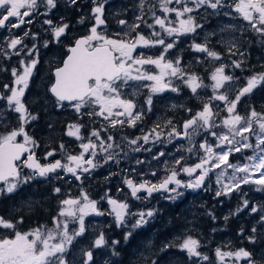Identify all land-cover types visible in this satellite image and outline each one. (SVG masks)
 <instances>
[{
	"label": "snow or ice",
	"instance_id": "6c2138e0",
	"mask_svg": "<svg viewBox=\"0 0 264 264\" xmlns=\"http://www.w3.org/2000/svg\"><path fill=\"white\" fill-rule=\"evenodd\" d=\"M91 3L92 24L88 29L89 34L76 38L74 44L67 48L66 58L60 61L62 66L55 67L54 81L48 92L55 98L56 107L63 108L67 103L75 110L78 119H82L84 115L90 117L93 122L96 118H101L107 122V127L102 125L99 129L92 128L85 138L81 135L84 124H69L66 134L81 141L79 154L67 152L61 143V159L41 163L35 153L39 143L26 131V126L38 117L30 111L24 101L25 93L40 63V49L35 42L39 34L32 33L29 29L22 36L9 37L0 44V55L9 60L13 55L20 59L18 67L10 69L13 80L11 85H3L4 91H0V100L6 102L8 111L19 115L18 127L0 133V196L15 193L21 186L37 177L47 179L54 174L57 179H63L59 176V170L80 181L84 174H90L101 166L100 161L96 159L98 155L103 157L104 163H119L117 157L120 152L127 155L125 148L116 143L112 135L105 138L101 136V132L108 133L109 128H116L117 125L136 127L138 122H142L146 111H151L154 95L166 90H179L173 85V78L187 85L194 95L198 94V89L208 87H211L213 95L203 102L201 110L192 113V109H186L192 115L182 122L179 130L177 125L168 119L163 125L157 123L142 136L126 141L127 149L132 152L151 151L144 145L163 143L165 137L169 143L174 139L188 141L186 147L182 145L177 148L181 155L172 158L171 163L167 160L164 162L165 174L157 178L156 182L143 179L146 175L157 177L155 170L150 173H137L133 169L132 172L140 179H124L131 197L147 200L153 193H161L166 194L164 198L175 200L184 195L180 189L204 188L210 174H215L217 197L229 196L234 191L242 192V185H255L257 191H264V112L251 108L246 109V115H241L237 111L243 97L251 95L254 89L264 85V72L251 75L244 85H239L240 78L234 74H226L225 70L229 66L243 70L244 60H233L230 65L221 63L215 67L210 77L213 83L208 85L195 73L187 72L181 66L180 57L168 58L169 51L177 47L181 37L191 36V50L205 54V58H210L212 62L222 60L221 53L210 47L208 41V36L214 33L205 36L203 43L195 42L197 30L203 28L196 15L201 9L205 12L211 9L212 15L224 16H231L234 11L247 22L248 28L262 38L261 43H264V0H156V3L148 5L153 19L151 24L144 19L147 0H140V14L135 16L133 23L129 24L128 21L120 19L118 23L123 27L121 31L113 34L107 32L105 5L108 0H91ZM58 4L59 0H0V28L7 31L19 29L21 25L33 23L31 17L34 14L48 16L57 9ZM67 4L79 6L78 0H67ZM157 7L162 15H156ZM41 8L45 11L41 12ZM22 9L24 11H21ZM173 13L174 19L170 17ZM25 17L29 19L26 20ZM63 20V17H60L59 22H54L50 17L44 20V24L48 26L46 31L52 35L53 40L43 41L42 47L48 48L53 42L62 43L61 38L66 36L70 27ZM85 20L82 15L78 22L83 24ZM141 23L150 29L147 35L143 31H137L141 28ZM244 30L234 24L225 25L221 29L233 33ZM29 36L34 41L31 48L24 43L25 38ZM155 48L160 49L158 55L146 54L145 50ZM7 49L13 51L9 53ZM227 51L229 56L237 53L241 57L244 56L236 39L227 42ZM0 71L8 69L0 68ZM126 88L132 90L130 94L124 91ZM142 88L148 89V93L144 103L138 105L136 97ZM213 101L223 102V108L219 104L214 108ZM221 112L226 115L221 116ZM4 119L3 112H0V124H4ZM165 128L168 129L167 132L163 131ZM205 133L207 135H204ZM18 137H22L19 142ZM197 137H202L199 143ZM209 137L214 139L210 140ZM117 149L120 151H116ZM246 150L250 151L251 155H246ZM56 153L57 149L47 151L43 159L48 161V158L55 157ZM183 153H187L188 157H197V161L189 164L188 157ZM237 153L241 154L240 159L230 161V157ZM164 156L165 153L160 151L153 159L159 161L160 157ZM136 163L143 164L144 161L137 160ZM24 168L31 171L24 174ZM217 169L220 171L217 172ZM181 174H186L190 179H180ZM53 191L59 194L61 188L55 187ZM141 192L146 195L141 197L138 195ZM101 200H107L112 206L107 213L98 207L99 201L91 199L84 191H81L77 198L69 196L60 201V210L57 216L53 217L51 227L40 225L27 232L18 230V225L23 223L22 216L15 222L11 217L6 219L0 216V229L12 230L11 237L0 236V264H76L74 260L69 259L70 248L74 241L86 232L85 217L105 214L113 216L116 226L127 230L123 237L127 242L136 229L148 224L149 219L156 215L153 209L131 211L128 202L118 201L107 193ZM249 204L248 199H242L241 206L234 214L248 208ZM250 211L259 213L260 221L264 222V204L253 205ZM251 232L256 233L257 229L253 227ZM247 239L253 243L256 241L254 235H249ZM120 243L119 240H113L109 245L104 232H98L90 247H112V254L119 255L115 246ZM170 246L173 245H166ZM178 247L186 250L189 258H199L200 261H208L211 264L209 256L198 251L201 247L198 239L189 235ZM83 256L85 259L81 264H94L92 250L84 251ZM215 256L220 264L241 259H244L246 264H258L252 258V253L244 248L224 251L217 247Z\"/></svg>",
	"mask_w": 264,
	"mask_h": 264
},
{
	"label": "flooded vegetation",
	"instance_id": "af4514ba",
	"mask_svg": "<svg viewBox=\"0 0 264 264\" xmlns=\"http://www.w3.org/2000/svg\"><path fill=\"white\" fill-rule=\"evenodd\" d=\"M139 3L140 0H108V3L105 5V18L107 20L108 34H113L115 32L121 31L123 26L118 23L120 19L128 21L129 24L133 23V21L135 20V16L140 14L138 8ZM153 3H156V0H147L144 9V19L147 20L149 24L153 23V19L151 13L148 11V5ZM78 5V7L68 6L67 0H59L57 9H54L51 13L48 14V16L34 14L31 17L33 23L21 25L19 29H11V31H7L3 28H0V44H3V42L11 36H22L23 33L29 29L32 33L39 34L37 41L35 42L40 49V63L38 64L34 77L30 82V87L25 93L24 101L26 102L30 111L38 117L36 120L32 121L29 125L26 126V131L33 139H35L39 143V147L35 149V153L41 163L51 162L54 159H61V153L59 150V145L61 143L64 144L65 150L67 152L73 155L79 154V152L81 151L79 147L81 141L77 140L76 137H70L66 134L69 124H84L85 127L81 129V135L85 138L92 128L99 129L102 125L107 127V122L103 121L101 118H96L95 122H93L92 119L87 115H84L82 119H78L75 110L67 103H65V106L63 108L56 107L55 98L50 92H48V88L54 81L53 74L55 67L57 65H60V61L62 59H65L67 48L74 44V40L76 38L89 34L88 29L92 24V21L90 19L92 8L91 0H78ZM21 11L24 10L22 9ZM40 11L44 12L45 10L41 8ZM203 11L204 9H201L199 13H196L197 19L199 23L203 25V28L197 30V34L195 35V42L203 43L205 36H207L209 33H213L210 32V30H213L214 34L208 36L210 47L221 53L222 56L221 61H215L216 65H220L221 63L225 62L231 64V61L233 60H245L248 57V52L245 49L243 50V57H241L239 53L229 56V53L227 51V38L225 39L224 44L220 43V40L223 39V36L227 33V31H221V29L224 28L225 25L237 24V22H239L240 20V17L233 14L232 21L224 19L220 23L216 24L215 20L217 15L211 14L213 10L208 9V11H210L208 15H206ZM82 15L86 18L85 23L83 24L78 22ZM156 15H162L158 7L156 8ZM49 17L52 18L54 22H59L60 17H63V22L68 23L70 27L66 36L61 38V44H56L53 42L49 45L48 48H44L41 46L43 41L53 40L52 35L48 31H46L48 26L44 24V20ZM170 17L174 19L175 14H170ZM25 19L27 20L29 19V17H25ZM245 27L248 28V26ZM157 30H159L158 26ZM98 31H100V29H98ZM137 31H143L144 34L147 35L150 29H147L143 25V23H141V28ZM240 33L241 31H237L235 33L229 31V35L231 34L237 36L240 35ZM192 39L193 38L191 36L181 37L177 47L169 51L168 57H180L181 66L184 67L187 72L195 73L197 76L203 79L204 84H209L210 60L209 58H205V54L191 50L190 45L192 43ZM24 43L27 44L29 48H31L34 41L29 36L28 38H25ZM216 47H218V49H216ZM26 50L27 49H25V51ZM7 51L11 53L13 50L7 49ZM137 51L139 52L140 49H138ZM145 52L149 55H158L160 49H149L145 50ZM19 59L20 57H17L15 55H13L10 60L6 59L3 55H0V68L8 69V71H0V91H4L3 85L5 83L11 85L13 78L11 76L10 69L12 67H18ZM231 69L234 68L231 67ZM173 85L177 86L179 90L176 92L166 90L163 93L154 95L152 98L153 103L151 106V111H146L142 122H138L136 127H121L117 125L116 128H109L108 133L101 132V136H104L105 138L107 135H112L115 138V142L125 148L127 155H125V152H120L119 156L117 157L119 163H116L114 161L104 163L103 157L101 155H98L96 159L100 161L101 166L92 170L90 174H84L80 181L75 179V177H73L71 174H66L63 170H59V176L63 177V179H57L54 174L50 175L47 179L37 177L30 183L21 186L15 193L6 196H0V216H3L6 219L11 217L14 222L22 216L23 223L18 225V230L21 232H27L29 230L31 231L32 229L40 225H47L48 227H51L53 217H56L57 213L60 210V201L68 198L69 196H72L75 193H79V185L88 186L87 188L89 189V191H87V194L91 199L95 200V198L98 196H104V194H106L108 191L109 196L117 199L118 201H121L119 199L120 194L117 191L115 192L114 186L120 184L126 185L124 183L125 177H132L136 180H139L140 177L135 176V174L132 172V169L136 170V168H157V177H148V175L143 177V179L151 178L154 180V182H156L157 178L161 177L159 170H162V172L164 173V162L167 160L169 163H171L172 158L181 155L182 153L178 152L177 148H180L182 145L186 147L188 141L174 139L171 143H169L165 137L163 143L157 142L155 144L149 143L144 145L145 148H150L151 151L142 150L140 152H132L128 150L126 147V141L142 136L144 133L153 128L157 123L163 125L168 119H171L173 123L177 125V128L179 130L182 122L190 118L192 113H194L193 110H195L196 107L195 106L193 109L191 100L194 94H192L190 88L180 80L173 78ZM124 91L130 94L132 90L126 88ZM147 93L148 89H141L140 94L136 97V102L138 105H142L144 103ZM197 93V95H194L195 105H197L198 100H200L199 105L200 107H202L203 102L207 101L206 93H208V88L198 89ZM250 96L251 95L245 96V99L249 98ZM189 108L193 109L192 113L186 111V109ZM0 112H3L5 118L4 124H0V133L9 131L14 127H18L17 117L19 114L8 111L6 109V102L2 100H0ZM160 130L161 129H157V131ZM167 130V128L163 129V131L165 132H167ZM204 135H206V133ZM201 139L202 137H197V143H199ZM17 140L19 142L20 140H22V137H18ZM52 149H57L55 157H49L48 161H45L43 159L44 154ZM116 151L119 152L120 150L117 149ZM160 151H163L165 153V156L160 157L159 161L154 160L153 156L158 154ZM183 154L188 157L187 153ZM26 156L27 153L25 154V157ZM137 160L144 161V163L137 164ZM192 160L196 162L197 157L190 156L188 157L187 162L191 164ZM30 171L31 170L27 168L23 169L24 174H28ZM102 183L108 184V187H106L99 193H93L92 188L95 185ZM47 185H55L56 187L61 188V192L59 194L55 193L54 195L57 198L55 202L56 210L51 213L52 216L50 215V218L47 217L48 210L46 209V205H44L45 203H48L46 194L43 193V187H46ZM64 186H69L68 191H66L67 193H64ZM125 199L126 202L130 204L134 198H132L131 196H127ZM130 205L132 207H137L139 205L138 200H134V203ZM140 206L141 205H139V207ZM102 207L105 213L109 211L110 205L107 203V200L106 205L104 203ZM139 207L135 209H138ZM155 211L157 215L159 210L155 209ZM102 217L106 221H101L106 223L105 226L100 227V225L102 224H99L96 226V228L99 227V231H103L105 236L108 237L107 229L109 227V223L111 224L114 217L107 214L102 215ZM119 230L121 231L123 236L127 231L123 227H119ZM11 231L12 230L0 229L1 234L4 236H11ZM93 240L94 238H92V242ZM108 241L110 243L113 240ZM166 245L169 244L167 242L163 243V246L168 249ZM174 253L175 252L173 251H168V255L165 256L166 252H160L158 254V257L163 262H166L172 255H174ZM109 264H112V262Z\"/></svg>",
	"mask_w": 264,
	"mask_h": 264
},
{
	"label": "trees",
	"instance_id": "16d2710c",
	"mask_svg": "<svg viewBox=\"0 0 264 264\" xmlns=\"http://www.w3.org/2000/svg\"><path fill=\"white\" fill-rule=\"evenodd\" d=\"M238 37L239 50L244 53L245 49L248 52V57L244 60L243 70L234 68L233 71L241 80L245 81L246 77L264 72V43H261L262 38L250 28H246ZM213 67L214 62L209 61V77ZM191 100L195 104L193 97ZM240 108L241 115H246V109L250 110L251 108L264 111V85L253 90L249 98L243 97ZM233 157L232 161L235 160ZM208 180L211 181V178L206 180L204 188L197 189V192L190 189L182 198L175 200L156 198L154 208L159 210L158 214L150 218L148 225L135 230L127 242L124 241V236L113 219L111 224L109 223L106 239H117L121 243L115 246L119 255H111L112 264H152V262L155 264H209L208 261L200 260L190 262L183 252L177 250H173L174 255L166 262L158 257L160 252H166L165 256L168 255L169 249L165 248L163 243L167 242L173 245L174 242L181 239L183 234L190 235L200 241L199 251L209 256L211 264H218L215 256L217 247H229L233 250L244 248L252 253V258L258 264H264V227H262L264 222L260 221L259 213L250 211L253 205L264 204V191H257L255 186L242 185V192L234 191L229 196L217 197L215 185ZM55 187V185L43 187V193L46 194L48 200V203L44 205L48 210L47 217L49 218L52 216L51 213L56 210L57 198L53 191ZM64 187V193H67L69 186ZM106 187L108 184H98L92 188V191L99 193ZM86 191L89 189L87 188ZM242 199L250 201L249 207L234 214L236 209L241 206ZM213 217L215 218L213 219ZM253 227L257 229L256 233L251 232ZM241 229H243V235H241ZM249 235L256 237L254 243L247 239ZM105 248L113 253L112 247ZM139 252L141 255L137 256Z\"/></svg>",
	"mask_w": 264,
	"mask_h": 264
},
{
	"label": "rangeland",
	"instance_id": "374dc122",
	"mask_svg": "<svg viewBox=\"0 0 264 264\" xmlns=\"http://www.w3.org/2000/svg\"><path fill=\"white\" fill-rule=\"evenodd\" d=\"M206 15H208L209 14V12L210 11H207V12H205V11H203ZM233 14H235L236 16H239L237 13H235L234 11H233V13H232V15ZM232 15L231 16H224V15H217V17H216V20H215V23L217 24V23H220L221 21H223L224 19L225 20H228V21H232ZM218 17H220V18H218ZM242 22V24H240ZM235 25H237V26H239L240 28H242V29H245L246 30V27L245 26H247V22L246 21H243V19L241 20V17H240V20H239V22H237V24H235ZM210 32H213L214 33V31L213 30H210ZM241 32H243V31H241ZM240 37V36H239ZM238 35L236 36V35H229V31H227V33L223 36V39H221L220 40V43H222V44H224V42H225V39L227 38V42L228 41H231V40H233V39H236V40H238ZM169 58V57H168ZM224 64H226V65H230V64H228V63H224ZM218 66H220V65H218ZM217 66V67H218ZM228 68H230V66L229 67H227L226 68V74H230V75H233L234 73L233 72H230L229 70H228ZM158 71V70H157ZM235 76V75H234ZM248 77H246L245 78V81H244V84L246 83V79H247ZM213 83V81H210L209 82V84L208 85H210V84H212ZM243 84V85H244ZM239 85H241V83L239 82ZM221 91H223V89H221ZM208 94H211V93H208ZM213 95V93L210 95V96H212ZM182 97V96H181ZM206 99L208 100V96H207V93H206ZM184 100V99H183ZM193 104V103H192ZM217 104H219L220 105V107L221 108H223V102H220V101H213V106H214V108H215V105H217ZM196 106V107H195ZM194 107H195V110H193L194 109ZM203 107V106H202ZM202 107H200V105H195V104H193V111H194V113L195 112H197V111H199V110H201L202 109ZM237 111L241 114V108H240V104H238V106H237ZM257 111H259V112H264V111H261V110H257ZM224 115H226V113H224V112H221V116H224ZM217 131H220V129H216ZM206 135H207V133H206ZM209 139L210 140H212V139H214V138H212V137H209ZM245 154L246 155H251V152L250 151H248V150H246L245 151ZM240 153H237V154H235L234 155V159L235 160H233L232 162H235L236 160H238V159H240ZM194 162V160H192V163ZM133 170V169H132ZM153 170H157L158 171V169L157 168H148V169H143V168H136V172L137 173H141V172H143V173H146V172H151V171H153ZM160 171V174H161V176H163L165 173H163L162 172V170H159ZM217 172L218 171H220L219 169H217L216 170ZM229 171H231V170H229ZM149 176H151V175H148V177ZM180 179H182V180H188V179H190L186 174H181V176L179 177ZM210 178H211V181H209L208 180V182H211L212 184H214L215 185V191L217 190V188H218V185H216V183H215V174H210ZM147 180H151V181H153L154 182V180L153 179H151V178H149V179H147ZM207 180V179H206ZM206 182V181H205ZM227 182V181H226ZM80 186V191H79V193H75V194H73L71 197H73V198H77V197H79V195H80V193H81V191H84V192H86V193H88L87 191H86V189H87V187L88 186H86V185H79ZM253 187V186H255V185H246V187ZM255 188H256V186H255ZM114 190H115V192L117 191L119 194H120V196H119V199L121 200V201H126V197L127 196H131L130 195V189H128V187H127V185H116V186H114ZM188 190H190V189H180V191H182L183 193H184V195L183 196H181V197H179V198H182V197H184L185 195H186V193L188 192ZM194 192L196 191L197 192V190H193ZM107 194H108V191H107ZM109 195V194H108ZM138 195H140L141 197H143V196H145L146 195V193H144V192H141V193H139ZM158 195H160V196H158ZM164 195H166V194H164ZM164 195H162L161 193H153V195H152V197H150V198H148L147 200H138V199H133L132 201H131V203L130 204H133L134 203V200H138V203H139V205H141L140 207H139V205L137 206V207H139L138 209H135V208H137V207H132L130 204V210L131 211H147L148 209H153V210H155L154 209V206H155V199L156 198H160V199H166V198H164ZM104 196H105V194H104ZM101 197H103V196H98V197H96L95 198V200H97V201H99V204H98V207L102 210V211H104V209H103V207H102V205L105 203V205H106V200H101ZM154 197V198H153ZM179 198H177V199H179ZM166 200H169V199H166ZM26 204V203H25ZM111 205H110V208H109V211L111 210ZM101 221H104V222H106L105 221V219L102 217V216H97V215H90V216H87V217H85V224H86V232H85V234L82 236V237H79V238H77V240L76 241H74V243H73V245H72V247L70 248V255H69V259L70 260H74L75 262H76V264H81V262L85 259V257L83 256V252L84 251H87V250H92L93 251V257H94V264H105V262L107 261L108 262V264L109 263H111L112 262V260H111V255H112V252H110V251H108L105 247H102V248H99V249H93V248H91L90 247V245H91V242H92V238H95V236L97 235V233L98 232H103V231H99V227L98 228H96V226L97 225H99V224H102V225H100V227H103V226H105V224L106 223H104V222H101ZM150 222V221H149ZM149 224V223H148ZM148 224H146V225H148ZM145 225V226H146ZM71 227H72V225H70V229H71ZM30 231V230H29ZM97 231V232H96ZM0 236H4V235H2L1 234V232H0ZM187 236H189V235H187V234H183V236L181 237V239H178L176 242H174V244H173V246L174 247H172V246H170V247H168V249H169V251H173V250H177V251H180V252H183L185 255H186V257H187V259H189L190 260V262H192V261H198L199 260V258H189L188 257V255H187V251L186 250H181L179 247H178V245H180L182 242H183V240L187 237ZM8 237H11V236H8ZM115 240H117V239H115ZM172 242V241H171ZM170 242V243H171ZM169 245H171V244H169ZM220 248H222V250H224V251H228V250H233L232 248H229V247H220ZM198 251H199V249H198ZM141 255V252H139V253H137V256H140ZM109 259H110V261H109ZM217 261H218V264H220V262H219V260H218V258H217ZM228 264H246V261L244 260V259H241V260H239V261H235V260H231V261H229L228 262Z\"/></svg>",
	"mask_w": 264,
	"mask_h": 264
},
{
	"label": "water",
	"instance_id": "95a60500",
	"mask_svg": "<svg viewBox=\"0 0 264 264\" xmlns=\"http://www.w3.org/2000/svg\"><path fill=\"white\" fill-rule=\"evenodd\" d=\"M66 58V57H65ZM62 66V65H61Z\"/></svg>",
	"mask_w": 264,
	"mask_h": 264
}]
</instances>
